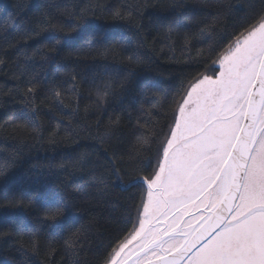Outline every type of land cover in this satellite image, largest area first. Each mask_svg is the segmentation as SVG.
Wrapping results in <instances>:
<instances>
[{
    "label": "trees",
    "instance_id": "16d2710c",
    "mask_svg": "<svg viewBox=\"0 0 264 264\" xmlns=\"http://www.w3.org/2000/svg\"><path fill=\"white\" fill-rule=\"evenodd\" d=\"M262 12L264 0H0V264H101L129 238L181 86L213 75Z\"/></svg>",
    "mask_w": 264,
    "mask_h": 264
},
{
    "label": "snow or ice",
    "instance_id": "6c2138e0",
    "mask_svg": "<svg viewBox=\"0 0 264 264\" xmlns=\"http://www.w3.org/2000/svg\"><path fill=\"white\" fill-rule=\"evenodd\" d=\"M233 40L218 66L213 60V75L181 86L159 161L138 178L147 192L138 227L110 245L101 264H127L133 255V264H153V257L162 264H264V12ZM21 117L31 125L27 109ZM194 220L198 229L178 227ZM65 243L75 248L79 233Z\"/></svg>",
    "mask_w": 264,
    "mask_h": 264
},
{
    "label": "water",
    "instance_id": "95a60500",
    "mask_svg": "<svg viewBox=\"0 0 264 264\" xmlns=\"http://www.w3.org/2000/svg\"><path fill=\"white\" fill-rule=\"evenodd\" d=\"M183 219L187 220L188 216L185 215ZM178 227L186 228L187 230L191 231L192 228H196V229L199 228V222L194 220L192 222L191 226H187V225L181 223L180 225H178ZM134 259H135V256L133 255V257L127 261V264H133V260ZM153 264H162V261H161V259L159 257H153Z\"/></svg>",
    "mask_w": 264,
    "mask_h": 264
},
{
    "label": "rangeland",
    "instance_id": "374dc122",
    "mask_svg": "<svg viewBox=\"0 0 264 264\" xmlns=\"http://www.w3.org/2000/svg\"><path fill=\"white\" fill-rule=\"evenodd\" d=\"M217 66H218V64H217ZM147 202V195H146V200H145V203ZM141 218H142V216H141ZM130 238V237H129ZM134 244H135V242H133ZM131 246V245H130ZM129 246V247H130ZM132 247V246H131Z\"/></svg>",
    "mask_w": 264,
    "mask_h": 264
}]
</instances>
